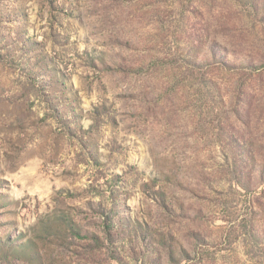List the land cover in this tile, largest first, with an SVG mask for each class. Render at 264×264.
<instances>
[{
    "label": "rangeland",
    "instance_id": "obj_1",
    "mask_svg": "<svg viewBox=\"0 0 264 264\" xmlns=\"http://www.w3.org/2000/svg\"><path fill=\"white\" fill-rule=\"evenodd\" d=\"M31 241L264 264V0H0V244Z\"/></svg>",
    "mask_w": 264,
    "mask_h": 264
},
{
    "label": "trees",
    "instance_id": "obj_2",
    "mask_svg": "<svg viewBox=\"0 0 264 264\" xmlns=\"http://www.w3.org/2000/svg\"><path fill=\"white\" fill-rule=\"evenodd\" d=\"M212 55L214 57V59H217L220 61V63H222V65H224L225 67H231L232 65L236 66V62L232 61L229 56H225L223 54H219L218 51H216L215 49H213ZM67 224V228H70V232L71 235H76L79 234V231L75 228V226L70 225V222H66ZM105 228H104V232L105 234H107L109 236V238H111L113 236L112 232H113V223H112V219L111 217H109V220L105 222L104 224ZM93 240H97V243H100V237H97L96 235L94 236V238H92ZM34 242H29L28 244H23V246L21 247H15L14 245L10 246L9 244H6L7 246H3L2 244H0V254L2 253H6L5 257L8 256H14V257H25L28 256L30 257V260L28 261V264H33L36 262V254H35V247L33 246ZM26 259H24L23 262H25Z\"/></svg>",
    "mask_w": 264,
    "mask_h": 264
}]
</instances>
